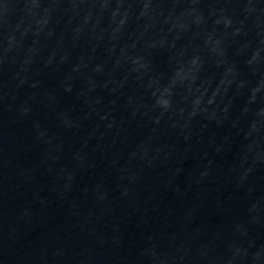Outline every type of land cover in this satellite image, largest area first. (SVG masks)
<instances>
[{"label":"water","instance_id":"water-1","mask_svg":"<svg viewBox=\"0 0 264 264\" xmlns=\"http://www.w3.org/2000/svg\"><path fill=\"white\" fill-rule=\"evenodd\" d=\"M0 264H264V0H0Z\"/></svg>","mask_w":264,"mask_h":264}]
</instances>
